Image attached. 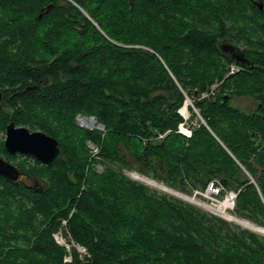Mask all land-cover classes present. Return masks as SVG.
Returning a JSON list of instances; mask_svg holds the SVG:
<instances>
[{"label":"trees","instance_id":"obj_1","mask_svg":"<svg viewBox=\"0 0 264 264\" xmlns=\"http://www.w3.org/2000/svg\"><path fill=\"white\" fill-rule=\"evenodd\" d=\"M260 1L0 0V133L12 121L60 148L43 164L0 141L31 179L0 176V264H264V236L120 170L191 192L217 179L238 191L233 213L264 226ZM239 38L255 64L230 72L219 44ZM186 97L201 119L189 137L178 131ZM79 113L105 132L78 127ZM86 139L100 146L101 173ZM61 229L82 257L71 246L63 261Z\"/></svg>","mask_w":264,"mask_h":264},{"label":"rangeland","instance_id":"obj_2","mask_svg":"<svg viewBox=\"0 0 264 264\" xmlns=\"http://www.w3.org/2000/svg\"><path fill=\"white\" fill-rule=\"evenodd\" d=\"M237 25H238V24H237ZM239 25H240V24H239ZM236 27H237L236 29L239 28L238 26H236ZM240 27H241V26H240ZM248 42H251V40H245V39L239 38V45H241V46H243V47H247V48H249L250 46L248 45ZM257 44H259L258 41H255V42L252 41V42H251L252 48H253V47L256 48V47H257ZM238 69H239V67L236 66V65H231V66H230V72H232V71H236V70H238ZM214 86H215V85H213V86L211 87V89L214 88ZM206 95H207L206 93L203 94V96H206ZM186 100H189L190 103L188 104V107H187L186 112H185V113H182V112H180V111H181V109H182V106L185 105ZM240 102H241L242 104L245 103L244 100H241ZM238 103H239V102H238ZM234 104L237 105V104H236V101H234ZM182 106L178 109V111H179V113L182 115V117L184 118V121L179 125V128L181 127L183 130L187 129L188 131H190V134H191L190 126L195 125V124H196V119H200V116H199L198 110L194 107L192 101H191L188 97L185 98V100H184ZM192 113L195 115V118H194L193 120H191V118H192V117H191V114H192ZM79 114H82V113H79ZM183 114H184V115H183ZM185 114H186V115H185ZM76 116H77V115H76ZM76 116H75V117H76ZM92 116H93V115H92ZM93 117H94V116H93ZM94 118H95V117H94ZM95 119H96V118H95ZM96 120H97V119H96ZM200 120H201V119H200ZM97 122L100 123L99 121H97ZM75 123H76V120H75ZM100 124L103 125L102 123H100ZM76 125H77V124H76ZM77 126H78V125H77ZM103 127H104V125H103ZM92 130H97V129L93 128ZM178 130H179V129H178ZM30 131H31V130H30ZM33 131H37V130H33ZM89 131H90V130H89ZM97 131H99V130H97ZM99 132H101V133L103 134V133L105 132V128H104L103 130L99 131ZM180 133H181V132H180ZM182 134L185 135L186 137H189V136H190V135L187 136L185 133H182ZM161 137H163V135H159L157 138L160 139ZM4 138H5V132H4V133H0V141H1V140L4 141ZM89 141H91V143H94V144H96V145L98 146V153H97L96 155H93V154H91V153L89 152V151H90V149H89V147H88V142H89ZM84 144H85V148H86V150H87V153H88L89 157H90L91 159H94L95 161L97 160L96 162H94V163L92 164L94 170H95L96 172H98V173L103 172V171L106 169L107 164H106V162H104V161L100 158V156H99V149H100V146L98 145V143L95 142V141L92 140V139H86L85 142H84ZM0 157L3 158V159H5V160H7V161H9L10 163H12V164L15 165V166H17V164H19V161H20L19 156H17V157H13V158H10V159H7L6 156H5L4 154H1V153H0ZM120 170H121L126 176H128L129 178H131V179H133V180H136V181H139V182H141V183H143V184L149 186L150 188L154 189V190H155L156 192H158V193H164V194H167V195H170V196H174V197H176V198H179V199H181V200H183V201H186V202H188V203H190V204H193L194 206L199 207L200 209H202V210H204V211H206V212H209V213L215 214V215H217L218 217L225 219L226 221H228L229 223H231L233 226H239L241 229H244V230H248V231H250V232H253V233H255L256 235H258V236H260V237H263V236H264V226H263V225L255 224V223L251 222L250 220H248V219H246V218H240V217L236 216V215L233 213V210H228V212H229L231 215H234L235 217H237L238 219L248 221L249 223H251V224H253V225H255V226L261 227V228H262V231H256V230H254V229H252V228L246 227V226H244L241 222L237 221V219L228 220L226 217L222 216L221 214H219V213H217V212H214V210L209 209V208H207V207H205V206H203V205H200V204H204V205H205V204H210L211 200L208 199L207 197L203 196L202 194H199V193H196L195 196H194V192H195V190L201 191V190H199V189L192 190V192H191V191H188V190H184V189H181V190L179 189V190H177V189H173V188H170V187L166 186L163 182H160L159 180H155V179L149 178V177H147V176H145V175H143V174L138 173V172L136 171V169H133V168H126V167H120ZM137 175H140V176H142V177H145L146 179H150V182H151V180H152V182L155 181V182H154L155 184L148 183V181H146V180H141V179L137 178ZM157 184H158V185L165 186V187L171 189V191L173 190L174 192H178V193L180 192V193H182V194L188 196L189 198H194L195 202H194V201H190V200H188V199H185V197L179 196V195H177L176 193H172V192H169V191L162 190V188H159ZM196 201H197V202H196ZM198 202H199V203H198ZM213 207H214V206H213ZM63 224H65L64 221H63ZM53 237H54V239H55V241H56L57 243H59V244L62 245V246H65V247H66V250L68 251V253H67V254L65 255V257H64V260H63L64 262H65V261H66V262L71 261V258H72L71 251H70V250H71V246H74V247L76 248V251L78 252V256H80V257H82V256L85 254V252H86L85 249H84L83 247H81V246L75 244L74 242H72V240L70 239L69 235L66 234L65 231H64L63 229H61V230L58 231V232L53 233Z\"/></svg>","mask_w":264,"mask_h":264},{"label":"water","instance_id":"obj_3","mask_svg":"<svg viewBox=\"0 0 264 264\" xmlns=\"http://www.w3.org/2000/svg\"><path fill=\"white\" fill-rule=\"evenodd\" d=\"M256 5L260 10H263V3L261 1L256 2ZM219 47L224 54L229 56V42L222 41ZM29 88H33V86ZM192 93L195 96L198 94L196 90H193ZM3 96V92L0 91V110L2 108ZM227 99V94L222 95V103H226ZM202 122L204 123L203 120ZM3 147L11 155H29L43 164H50L60 154L58 141L55 138L40 130L30 131L27 127L16 126L12 121L8 122L5 127ZM21 174L23 173L20 169L0 157V176L16 181ZM251 181L253 182L254 180L251 178Z\"/></svg>","mask_w":264,"mask_h":264},{"label":"built area","instance_id":"obj_4","mask_svg":"<svg viewBox=\"0 0 264 264\" xmlns=\"http://www.w3.org/2000/svg\"><path fill=\"white\" fill-rule=\"evenodd\" d=\"M75 120L78 127L84 130H92L93 128H95L101 131L104 129L103 125L98 123L92 115L77 114ZM178 131L181 133H185L187 136L190 135V131H188L187 129L183 130L180 127ZM88 147L90 149L89 152L91 154L96 155L98 153V146L94 143H91V141L88 142ZM237 192V190L225 189L224 186L217 179H212L207 183L206 187L203 190H195L194 196L196 193H199L211 200L210 204L200 205L207 207L214 206L215 208L221 207L223 212L229 213L228 210L234 209Z\"/></svg>","mask_w":264,"mask_h":264},{"label":"flooded vegetation","instance_id":"obj_5","mask_svg":"<svg viewBox=\"0 0 264 264\" xmlns=\"http://www.w3.org/2000/svg\"><path fill=\"white\" fill-rule=\"evenodd\" d=\"M255 6L256 2L260 1V0H250ZM236 31H238V29H236ZM253 40L256 41V38L252 37ZM230 48L228 49V54L231 58V60L233 61V63H235L236 66L241 67V68H252L254 67V60L249 52V48L247 47H243L241 45H239V42H237L235 39L233 41H230ZM23 174L19 175V177L17 178V180H25V181H30L31 179L30 177H28L26 175L25 172L22 171ZM5 178V177H4ZM7 179V178H6ZM9 180V179H7ZM12 181V180H9Z\"/></svg>","mask_w":264,"mask_h":264},{"label":"bare ground","instance_id":"obj_6","mask_svg":"<svg viewBox=\"0 0 264 264\" xmlns=\"http://www.w3.org/2000/svg\"><path fill=\"white\" fill-rule=\"evenodd\" d=\"M189 103H190V101H189V100H186V103H185L184 106H182V109H181L180 112L185 113L186 110H187V107H188V104H189ZM183 115H184V114H183ZM185 115H186V114H185ZM91 122H93V121H91ZM137 178H139V179H141V180H146V181H148V183L155 184V183H154L155 181L152 182V180H151V182H150V179H146L145 177H142V176H140V175H137ZM157 185H158V184H157ZM158 187H159V188H162V190L169 191V192H172V193H176V194L179 195V196L185 197V199H188V200H190V201H194V202H195L194 199L189 198L188 196H186V195H184V194H182V193H180V192L178 193V192H174L173 190L171 191V189H169V188H167V187H165V186H162V185H158ZM223 205H224V204H223ZM205 207H207V206H205ZM207 208L214 210L215 212H217V213L221 214L222 216L226 217L228 220L237 219V221L241 222V223H242L244 226H246V227L252 228V229H254V230H256V231H262V228H261V227L255 226V225L249 223L248 221L238 219V218L235 217L234 215H231V214H229V213L223 212L221 207H217V208H215V207H210V206H208Z\"/></svg>","mask_w":264,"mask_h":264}]
</instances>
